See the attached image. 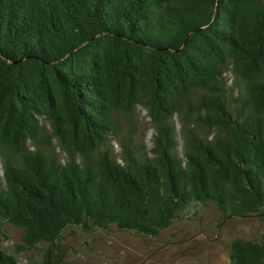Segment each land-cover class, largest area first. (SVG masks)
<instances>
[{
  "label": "trees",
  "instance_id": "trees-1",
  "mask_svg": "<svg viewBox=\"0 0 264 264\" xmlns=\"http://www.w3.org/2000/svg\"><path fill=\"white\" fill-rule=\"evenodd\" d=\"M0 165V264H62L74 227L155 236L198 204L258 216L229 264H264V0H0Z\"/></svg>",
  "mask_w": 264,
  "mask_h": 264
},
{
  "label": "rangeland",
  "instance_id": "rangeland-1",
  "mask_svg": "<svg viewBox=\"0 0 264 264\" xmlns=\"http://www.w3.org/2000/svg\"><path fill=\"white\" fill-rule=\"evenodd\" d=\"M129 120L125 114L120 116L123 129ZM131 120L137 121L138 137L151 145L153 129L146 109L137 106ZM262 230L256 215L222 218L213 205L198 204L155 236L118 230L114 225L88 232L74 227L65 237L62 264H229L232 239L238 235L258 238ZM19 234L18 229L8 227L6 244L11 246ZM25 255L21 262H25Z\"/></svg>",
  "mask_w": 264,
  "mask_h": 264
}]
</instances>
